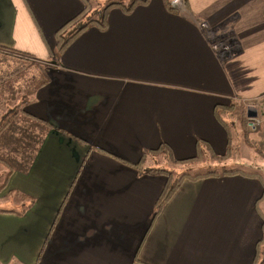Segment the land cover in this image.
Here are the masks:
<instances>
[{
  "label": "crops",
  "instance_id": "0c3cea01",
  "mask_svg": "<svg viewBox=\"0 0 264 264\" xmlns=\"http://www.w3.org/2000/svg\"><path fill=\"white\" fill-rule=\"evenodd\" d=\"M84 8L0 0V52L40 74L13 118L36 130L9 156L24 165L0 171V264H260L264 184L197 161L223 142L218 106L264 96V0L113 6L57 53ZM234 15L237 54L213 51L194 18Z\"/></svg>",
  "mask_w": 264,
  "mask_h": 264
},
{
  "label": "rangeland",
  "instance_id": "374dc122",
  "mask_svg": "<svg viewBox=\"0 0 264 264\" xmlns=\"http://www.w3.org/2000/svg\"><path fill=\"white\" fill-rule=\"evenodd\" d=\"M108 1H119L124 6H127L133 0H98L101 5ZM99 4L97 0L91 2L89 11L92 12L89 14V18L100 19L101 12ZM238 19L239 16L234 15L231 18L223 20V22L216 26L214 25V27H209L207 22L200 18H194V22L197 24L199 30L204 33L213 51L217 52L216 50H220L227 52L230 35L234 33L233 27L235 24L237 25ZM78 26L73 25L71 29L73 30ZM69 35L70 33L65 32V35H63L64 39L59 41L58 44L65 41ZM36 70L35 67L30 68L26 63L16 58L8 59L6 57H0V114H4V117L9 119L7 123L10 124L7 129L9 132L8 137L0 141V159H3L1 155L9 159L5 158V162H0V171L7 170L9 167L18 168L24 165L21 161L19 162L9 156L19 155L20 143L17 140L32 135L36 130L33 128L34 126L28 123H20L18 119L15 120L13 118L18 115L20 108L30 101L28 93L31 92L32 84L36 78L40 77V74ZM242 97L239 95L238 99L232 104L233 107L230 106V110H225V112L218 106L216 112L217 125L221 126L222 124L224 131H219L216 135L220 134L217 136L220 138L218 140H223V142H220L223 144L225 141L226 145L222 147V144L217 143L214 150L203 148V152L197 161V169L202 171H217L220 173L223 170L232 171L233 169H237L243 172L259 173L264 181V96L256 97L254 101H240L239 99ZM215 102L224 105L229 103V101L221 100H215ZM250 108H254L255 112H257L255 117L261 116L263 118L262 124L258 125L255 130L247 128L246 125L250 119L248 115L252 114V111L249 110ZM19 119H25V116L22 117L21 111ZM5 139L9 149L4 144ZM30 139L34 140L33 137H30ZM225 152L227 154L223 155ZM174 167L176 169L179 168L178 166ZM170 171L174 183V179L177 177V171L174 168ZM12 205L11 199L5 202L0 199V208L5 209L6 207L13 209Z\"/></svg>",
  "mask_w": 264,
  "mask_h": 264
},
{
  "label": "trees",
  "instance_id": "16d2710c",
  "mask_svg": "<svg viewBox=\"0 0 264 264\" xmlns=\"http://www.w3.org/2000/svg\"><path fill=\"white\" fill-rule=\"evenodd\" d=\"M93 0H85V8L82 10V12H81V14H79L78 16H77V18H72L71 19V21H76V22H78V24H79V26L78 27H76L75 29H73V30H70V35H69V37L65 40V41H63V42H61L60 44H57L58 45V48H56L57 49V53H59V52H61L62 51V49H64V46L65 45H67L68 43H70V41L72 40V39H74L78 34H80L81 32H82V30H84V29H86L88 26H90V25H94V24H97L100 28H104V27H106V24H107V22H106V13H107V9L108 8H110V7H113V6H119L122 10H124L125 12H127V13H129V11H131L132 10V8L135 6V5H137V4H140L141 2H145L146 0H133V1H131L130 3H129V5H127V6H124L121 2H119V1H117V2H111V1H108V2H105L104 4H99V2H98V0H97V3L100 5V12H101V14H100V19H95V18H89L90 17V13L92 12V11H89L90 10V4H91V2H92ZM166 5V8H168V10H170V11H172L173 10V8L169 5V3L167 2V3H165ZM178 8V7H177ZM177 10V9H176ZM70 21V22H71ZM80 21V22H79ZM69 23V22H68ZM68 23H66V24H68ZM230 42H229V47H228V51L226 52V53H233V54H237L236 52H238V50H236V48H235V46H233V41H231V40H229ZM59 43V42H58ZM0 51H3L2 50V48L0 49ZM10 52H8L10 55H8V54H5L4 52H0V56L3 58V57H6V58H8V59H10V58H16V57H13L12 56V54H18V53H16L15 51H12L11 49L9 50ZM20 54V53H19ZM16 59H18V60H20L21 58H16ZM5 122H6V124H9V123H7V121L9 120V119H6L5 117H4V119H3ZM179 162H182V161H179ZM9 173L10 172H7V174L9 175ZM230 174H233V173H242L243 175H248V176H251V177H257V178H259L261 181H262V183L264 184V181L262 180V178H261V175L259 174V173H251V172H243L242 170H237V169H233V171H230L229 172ZM209 174H212V173H209ZM209 174H197V175H195V176H190V178L192 179V180H195V179H197L198 177H203V176H209ZM181 181V178L180 179H178L176 182H174L173 183V185L172 186H169L166 190H164L163 191V193H162V195L159 197V199L157 200L158 201V208L161 206V204L163 203V202H165L170 196H171V194L174 192V189H175V187H177L178 186V184H179V182ZM4 183H5V181H4ZM3 183V184H4ZM260 264H264V246L262 247V249H261V253H260Z\"/></svg>",
  "mask_w": 264,
  "mask_h": 264
},
{
  "label": "built area",
  "instance_id": "2783aa9c",
  "mask_svg": "<svg viewBox=\"0 0 264 264\" xmlns=\"http://www.w3.org/2000/svg\"><path fill=\"white\" fill-rule=\"evenodd\" d=\"M262 122H263V118L261 116H258V117L250 118L249 121L246 123V125L247 128L251 130H255V128L258 127V125H261Z\"/></svg>",
  "mask_w": 264,
  "mask_h": 264
},
{
  "label": "water",
  "instance_id": "95a60500",
  "mask_svg": "<svg viewBox=\"0 0 264 264\" xmlns=\"http://www.w3.org/2000/svg\"><path fill=\"white\" fill-rule=\"evenodd\" d=\"M251 109H252V110H251ZM249 110L252 111V114H249L248 116H249L250 118H254L255 115L257 114V112H255L254 108H250Z\"/></svg>",
  "mask_w": 264,
  "mask_h": 264
}]
</instances>
